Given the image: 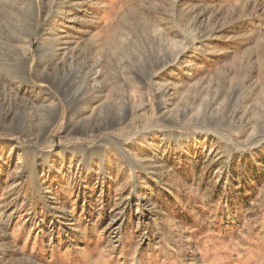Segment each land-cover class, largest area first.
I'll return each instance as SVG.
<instances>
[{"label": "rangeland", "instance_id": "374dc122", "mask_svg": "<svg viewBox=\"0 0 264 264\" xmlns=\"http://www.w3.org/2000/svg\"><path fill=\"white\" fill-rule=\"evenodd\" d=\"M0 264H264V0H0Z\"/></svg>", "mask_w": 264, "mask_h": 264}, {"label": "bare ground", "instance_id": "6f19581e", "mask_svg": "<svg viewBox=\"0 0 264 264\" xmlns=\"http://www.w3.org/2000/svg\"><path fill=\"white\" fill-rule=\"evenodd\" d=\"M98 169L103 170V156H100V166L98 167Z\"/></svg>", "mask_w": 264, "mask_h": 264}]
</instances>
